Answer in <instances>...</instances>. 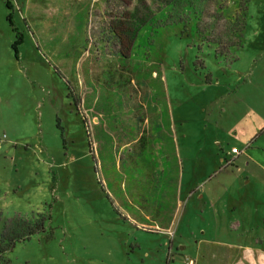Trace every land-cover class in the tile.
I'll use <instances>...</instances> for the list:
<instances>
[{
  "label": "rangeland",
  "instance_id": "obj_1",
  "mask_svg": "<svg viewBox=\"0 0 264 264\" xmlns=\"http://www.w3.org/2000/svg\"><path fill=\"white\" fill-rule=\"evenodd\" d=\"M129 96L144 148L103 162L93 108ZM230 195L264 215V0H0L8 264L196 262L198 242H239L219 217Z\"/></svg>",
  "mask_w": 264,
  "mask_h": 264
},
{
  "label": "crops",
  "instance_id": "obj_2",
  "mask_svg": "<svg viewBox=\"0 0 264 264\" xmlns=\"http://www.w3.org/2000/svg\"><path fill=\"white\" fill-rule=\"evenodd\" d=\"M239 155L237 157L230 155L231 163L237 160ZM193 198L194 196H190V199ZM200 201H205L203 196L200 197ZM238 202L236 196H227L221 202L219 200L218 211L219 217H221V226L224 219L227 218L228 221L224 222L223 227L229 233L239 234L237 238L239 242H219L218 244L198 242L196 262L190 261L188 264H264V232L259 231V221H264V215L256 213L252 216L248 213L239 216L242 213L237 212ZM157 214L159 217L154 221H150L149 215L146 213H142L140 216L145 223L155 228H160L159 223H163L161 230L164 233L169 226V230L172 229L167 214ZM174 237L175 232L169 234L170 240H174Z\"/></svg>",
  "mask_w": 264,
  "mask_h": 264
},
{
  "label": "trees",
  "instance_id": "obj_3",
  "mask_svg": "<svg viewBox=\"0 0 264 264\" xmlns=\"http://www.w3.org/2000/svg\"><path fill=\"white\" fill-rule=\"evenodd\" d=\"M125 73L128 74V81L126 83L127 89L121 90V86H118L117 84H114V86L118 90H121L120 94H123L124 96L126 95V98H128L129 84H133L132 74L129 72V70H127ZM121 79L122 78H120V80ZM125 91L127 92L126 94ZM130 99L132 100V98L129 96V101H124L123 104H120V101H117V105L115 106L117 110L104 112L102 108L97 110L96 106L94 108L92 107L94 109L92 110L95 111V116L94 114H91L90 118L92 122V136L96 142L95 150L98 154V158L103 162L106 155L112 154L111 151L113 150L115 151V158H117V152H124L126 146H130L129 144H131L133 148L130 150L127 149L125 153L131 152L138 155L134 148H144L146 131L143 130L142 127L149 121H146L144 116L137 115V107L143 108V105H137V103L132 104ZM77 105L78 104L74 100V106L77 107ZM84 123L85 122L82 121L83 125ZM86 137L87 139L89 138L88 134ZM87 142L88 149L92 154L93 147H91L89 140H87ZM120 148H122V150H120ZM21 239V237L12 234V231L8 232L7 230H4L2 232L0 235V264H8V260L4 258L5 253L11 250L16 240L19 241Z\"/></svg>",
  "mask_w": 264,
  "mask_h": 264
},
{
  "label": "built area",
  "instance_id": "obj_4",
  "mask_svg": "<svg viewBox=\"0 0 264 264\" xmlns=\"http://www.w3.org/2000/svg\"><path fill=\"white\" fill-rule=\"evenodd\" d=\"M239 154L240 152L236 148H232L230 151V155H232L233 157H237ZM230 164H231V161L227 162L226 165H230Z\"/></svg>",
  "mask_w": 264,
  "mask_h": 264
}]
</instances>
